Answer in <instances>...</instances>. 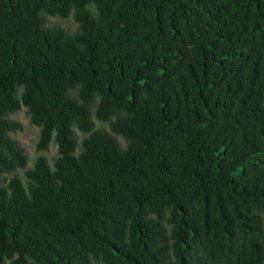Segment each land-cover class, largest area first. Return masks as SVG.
<instances>
[{
  "label": "trees",
  "instance_id": "16d2710c",
  "mask_svg": "<svg viewBox=\"0 0 264 264\" xmlns=\"http://www.w3.org/2000/svg\"><path fill=\"white\" fill-rule=\"evenodd\" d=\"M4 263L264 264V0H0Z\"/></svg>",
  "mask_w": 264,
  "mask_h": 264
},
{
  "label": "rangeland",
  "instance_id": "374dc122",
  "mask_svg": "<svg viewBox=\"0 0 264 264\" xmlns=\"http://www.w3.org/2000/svg\"><path fill=\"white\" fill-rule=\"evenodd\" d=\"M88 10L93 17H96V12L94 5H89ZM73 12V11H72ZM72 12L66 18L61 17H50L44 13H40V16L43 18V23L47 27H60L68 34H74L77 27L72 17ZM97 99L91 104L89 112L90 118L93 120L95 127L97 129L108 130V124L106 122H99L95 119L94 112L96 107ZM9 119L17 121L21 125V130L16 131L11 134V137L20 145L23 149L25 155L27 156V164L24 169H19L15 171L13 174H5L2 176L1 184L4 185L7 180L12 176H18L24 182L23 172L26 169L32 167L33 162L35 161L36 157L39 155L44 156L49 163L52 162L53 158L57 155V148L53 142L50 143L49 148L47 151L38 153L35 149L37 137H38V128L35 127L30 123L28 113L24 107H21L20 110L8 116ZM115 117H112V120ZM118 141L123 144L122 139L118 138ZM7 264V263H4Z\"/></svg>",
  "mask_w": 264,
  "mask_h": 264
}]
</instances>
